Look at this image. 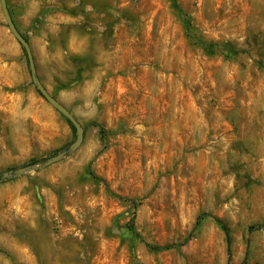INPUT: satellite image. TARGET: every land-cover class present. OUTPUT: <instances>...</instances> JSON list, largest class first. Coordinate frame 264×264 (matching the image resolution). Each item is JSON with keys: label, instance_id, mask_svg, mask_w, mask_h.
<instances>
[{"label": "rangeland", "instance_id": "1", "mask_svg": "<svg viewBox=\"0 0 264 264\" xmlns=\"http://www.w3.org/2000/svg\"><path fill=\"white\" fill-rule=\"evenodd\" d=\"M6 1L0 264H264V0Z\"/></svg>", "mask_w": 264, "mask_h": 264}, {"label": "water", "instance_id": "2", "mask_svg": "<svg viewBox=\"0 0 264 264\" xmlns=\"http://www.w3.org/2000/svg\"><path fill=\"white\" fill-rule=\"evenodd\" d=\"M0 7L2 10L3 17L5 19L6 25L12 34V36L15 38V40L22 46V48L25 51L28 64H29V70H30V76L33 85L38 90V92L41 94V96L46 100V102L51 105L55 110H57L60 114H62L75 128L76 130V140L65 150H63L60 154L53 156L51 158L46 159L44 162L40 164H29L27 166H22L20 168H17L15 170H9L7 172H4L0 174L1 180H11L18 178L24 174L31 173L34 171H38L43 168H47L53 164H56L63 160L67 155L75 153L79 147L81 146L83 139H84V128L76 120V118L72 115L71 112H69L62 104H60L54 97H52L47 90L43 87L40 80L38 79L36 75V68L32 56V52L30 49V45L28 41L18 32L16 26L13 23V20L11 18V15L8 10L7 1L6 0H0Z\"/></svg>", "mask_w": 264, "mask_h": 264}, {"label": "trees", "instance_id": "3", "mask_svg": "<svg viewBox=\"0 0 264 264\" xmlns=\"http://www.w3.org/2000/svg\"><path fill=\"white\" fill-rule=\"evenodd\" d=\"M172 5L173 7L179 12V6L178 4L176 3L175 0H172ZM183 24H184V27L185 29L187 30V33L188 34H191V31H190V23H189V20H183ZM200 46L204 49V51L206 53H210V54H213V53H216V52H219V47H223L221 46V44H216V43H213V42H203L202 44H200ZM23 49V48H22ZM24 51V49H23ZM25 52V51H24ZM40 94V93H39ZM41 95V94H40ZM42 97V96H41ZM67 120V119H66ZM67 122L71 125L72 127V130L76 132L75 128L72 126V124L67 120ZM96 127H98L99 129V132H100V135H101V138L102 140L105 142L106 140V132L105 130L100 127L98 124L94 123L92 124ZM35 163V161H31L30 164H33ZM88 176L89 177H92V179L94 180H98V178L96 176H94V174L91 172V171H88ZM222 229L225 233V236H226V241H227V248H228V252H230V237H229V231L224 227L222 226ZM131 232L136 235V232L134 231L133 228L130 229ZM143 244L145 245V247L147 249H149L150 251H153V252H160V251H165V250H168L170 249L171 247L173 246H155V245H150V244H147L145 242H143Z\"/></svg>", "mask_w": 264, "mask_h": 264}]
</instances>
